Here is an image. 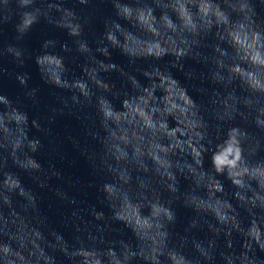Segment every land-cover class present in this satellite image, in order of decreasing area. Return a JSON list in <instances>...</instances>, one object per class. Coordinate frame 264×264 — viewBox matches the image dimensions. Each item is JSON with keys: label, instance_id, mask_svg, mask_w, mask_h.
Masks as SVG:
<instances>
[{"label": "clouds", "instance_id": "1", "mask_svg": "<svg viewBox=\"0 0 264 264\" xmlns=\"http://www.w3.org/2000/svg\"><path fill=\"white\" fill-rule=\"evenodd\" d=\"M109 2L114 14L104 20L95 48L109 62L98 61L85 38L90 17L62 0H0V35L8 25L16 33V43L0 45V59L22 67L20 42L42 19L68 30L72 41L61 45L64 53L90 57L81 68L87 79L66 56L36 57L57 94L49 122L66 112L82 121L85 145L73 142L101 177L100 201L114 220L134 226L135 235L110 238L103 226L82 229L64 218L74 233L68 239L50 224L37 190H52L69 205L78 201L49 183L63 179L55 164L48 175L35 158L44 144L30 127L50 129L0 95V264H264V20L257 0ZM112 50L127 60L119 69L122 88L101 75L117 70ZM188 60L204 67L206 103L173 75ZM15 79L38 103L29 74ZM10 162L32 175L35 188L24 185ZM17 199L22 206H14ZM178 207L191 215L182 221ZM78 211L73 207L71 216ZM92 215L105 218L95 206Z\"/></svg>", "mask_w": 264, "mask_h": 264}]
</instances>
